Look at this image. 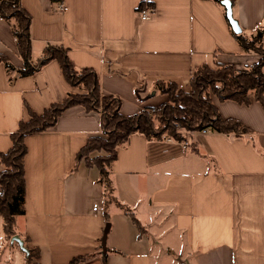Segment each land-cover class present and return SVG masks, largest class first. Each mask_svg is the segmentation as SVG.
Returning a JSON list of instances; mask_svg holds the SVG:
<instances>
[{"label": "crops", "instance_id": "crops-1", "mask_svg": "<svg viewBox=\"0 0 264 264\" xmlns=\"http://www.w3.org/2000/svg\"><path fill=\"white\" fill-rule=\"evenodd\" d=\"M20 2L31 18L32 62L47 46H63L76 68L97 74L103 94L121 99L124 115L164 101L157 82L188 92L198 67L244 70L259 60L240 46L223 0ZM147 5L155 12L143 21L140 9ZM233 15L248 38L263 30L264 46V0H235ZM15 26L0 16V154L11 149L29 109L41 114L81 92L57 61L22 76ZM213 102L222 117L251 133L196 132L187 142L136 133L118 149L114 195L146 226L141 238L115 203L107 221L99 171L78 163L90 137L102 133L101 113L76 106L52 129L27 135L25 215L16 219V235L39 250L37 263L264 264V108L253 98L248 106ZM13 243L4 241L0 217V264H26L28 255Z\"/></svg>", "mask_w": 264, "mask_h": 264}, {"label": "trees", "instance_id": "trees-1", "mask_svg": "<svg viewBox=\"0 0 264 264\" xmlns=\"http://www.w3.org/2000/svg\"><path fill=\"white\" fill-rule=\"evenodd\" d=\"M222 2V0H216ZM233 4L235 0H232ZM0 16L5 20H15V37L19 53L24 61L22 76L34 75L51 61H57L67 83L82 92L68 93L67 97L53 104L43 113L29 109V120L22 121L17 133L12 135V147L0 154V217L3 220L4 241L16 235V219L25 215V156L27 148L24 139L27 135L42 133L52 129L59 117L68 109L81 106L87 112L101 113L100 135L90 137L78 153V163L84 161L88 168H97L99 182L104 188V214L109 222V207L117 206L129 216L138 231L143 235V225L134 212L121 204L114 195L111 167L118 149L125 147L133 134L139 133L147 140L162 141L171 139L187 142L193 133L209 130L227 135H247L251 131L241 121L221 116L213 97L220 101H234L240 105H250L252 98L264 108V46L263 30L248 38L237 34L236 38L247 53L260 56L254 65L237 70L233 66L204 65L198 67L190 78L191 89L182 91L171 81L156 83L158 95L165 97L157 106H146L143 110L124 115L122 101L112 95H105L97 74L91 69H78L70 61L67 51L61 45L47 46L42 58L32 62V42L30 35L31 18L23 9L20 0H0ZM176 126L182 129L179 131ZM103 153V154H102ZM25 245L29 251L26 264H38L40 253L37 248ZM78 262L74 259L72 263Z\"/></svg>", "mask_w": 264, "mask_h": 264}, {"label": "water", "instance_id": "water-1", "mask_svg": "<svg viewBox=\"0 0 264 264\" xmlns=\"http://www.w3.org/2000/svg\"><path fill=\"white\" fill-rule=\"evenodd\" d=\"M223 5L226 7L227 17H228V20H229L232 28H233V31L236 34H241L242 28H241L238 20H236L234 18V15H233V3H232V1L231 0H223ZM109 231H110V223L107 224L105 231H104V237L102 239V245H103L104 249L106 248V242H107ZM11 240H12V242H17L19 244V246L21 247V249L26 253V255H29V251L25 247L24 241L22 239H20L19 236L15 235Z\"/></svg>", "mask_w": 264, "mask_h": 264}, {"label": "built area", "instance_id": "built-area-1", "mask_svg": "<svg viewBox=\"0 0 264 264\" xmlns=\"http://www.w3.org/2000/svg\"><path fill=\"white\" fill-rule=\"evenodd\" d=\"M62 9H64V5H62ZM155 12V9L150 6V5H147L143 8L140 9V18L141 20L143 21H147L151 18V16L154 14ZM202 133H211L209 130H202L201 131ZM168 140H171V139H168Z\"/></svg>", "mask_w": 264, "mask_h": 264}, {"label": "rangeland", "instance_id": "rangeland-1", "mask_svg": "<svg viewBox=\"0 0 264 264\" xmlns=\"http://www.w3.org/2000/svg\"><path fill=\"white\" fill-rule=\"evenodd\" d=\"M258 58L260 59V56H258ZM258 61H259V60H258ZM81 92H82V90H81ZM81 92H80V93H81ZM176 127H177V129H178L179 131L182 130V129L180 128V126H176ZM142 225H143V224H142ZM143 227H144V228H143V232L145 233L147 228H146L145 225H143ZM144 233H143V235H144ZM143 235H142V236H143ZM10 241H11V240H10ZM8 242H9V241H8ZM13 244L15 245V247H17V246H16L17 243L14 242Z\"/></svg>", "mask_w": 264, "mask_h": 264}]
</instances>
